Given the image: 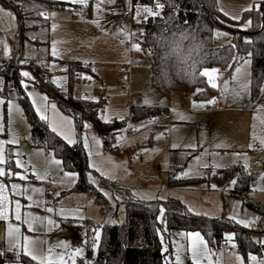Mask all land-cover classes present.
Returning <instances> with one entry per match:
<instances>
[{
	"label": "rangeland",
	"instance_id": "obj_1",
	"mask_svg": "<svg viewBox=\"0 0 264 264\" xmlns=\"http://www.w3.org/2000/svg\"><path fill=\"white\" fill-rule=\"evenodd\" d=\"M30 1L32 0H11V3H19L23 7H28ZM60 1L68 2V0ZM216 1L218 8L222 7L230 15L241 14V20L231 21L241 31H246L251 27V18L244 17L245 12L241 13V9L253 3V0ZM94 3L95 0H89L87 12L84 11L83 19L78 15L80 5L46 6L44 11L57 13L55 17L48 18L50 21L48 32L32 33L30 30L26 32L30 38L50 37L51 41L46 49L42 42L40 45L38 44V48H33L29 40L22 44L14 9L0 1V7L12 12L15 17L12 19L6 15H0V41H4L10 49L8 54H5L4 43H0V64L6 63L15 52L24 49L23 57L20 58V73L27 71L34 78L29 80L21 76L28 84V87L25 88L26 94L28 95V92L33 93V96H28L30 101L36 100V105H33L34 109L36 110L37 106L47 105L44 114L48 116L49 127L53 123L60 125L64 118H70L72 123L64 122L61 130L76 141L74 144H81L83 147V138L88 137L90 147L89 149L83 147L87 155L88 165L93 169L91 165L95 164L101 170L97 172L93 169L94 172L91 173V176L95 183L92 180L91 182L98 186L104 195L105 193L109 194L108 196L105 195L107 201L101 204L94 201L89 194L71 192L78 176L74 181L65 177L64 172L74 170L66 169L63 162L61 165L52 163L53 154L56 160H62L53 150L33 144L31 125L25 116L17 91L12 88L7 98L0 94V98L5 100V103L0 105V122L5 128L4 133H0V140L15 138L18 141L16 144L5 145V155L7 157L9 153H13L14 160L16 158L14 153H20L18 158L21 159L24 168L13 170L21 171L28 179L22 181L19 178H12L9 181V179L2 178L0 182L8 184L9 189L11 183L30 188H44L45 191L42 195L31 192L28 194L33 195L34 200L40 199L47 201L49 206H55L57 213L60 207L73 210L80 209L79 214L69 215L67 219H61L57 214H49L53 215V218L59 222V227L53 228L50 232L46 229H40L34 233H29L26 225L22 226L21 230L37 238L38 249L55 245L58 241H66L72 246L70 249L55 248L54 251L71 252L76 247H82L83 254L86 253L89 256L88 263L97 264L96 256L99 248L95 252L92 249L93 230L98 229L100 231V246L104 224L123 223L126 220L125 199L127 196L139 201L179 200L188 210L191 209V211L189 210L190 213L195 215L199 213V215L207 218L236 215L238 219H247L257 215L252 210L245 208L240 199L231 195L233 187L229 186V181L236 177L238 166L242 167L245 163L243 154L251 158L247 163L250 165L249 168L254 171L257 170V159L264 161V145L260 144L259 139L255 142L252 139L253 132L257 137H264V123L261 122L264 120V112H260L259 109V106L262 105L260 100H264V95L260 91L261 87H264V79L259 90L253 91L252 61L250 65L244 64V61L251 60V57L247 55L240 59L229 76L217 68L219 70L216 80L218 87L215 96L212 98H216V102L220 103L218 109L209 111L204 110L203 107H193V101L199 103L208 99L187 97V101H184L181 93H174L171 97L161 93L151 83L152 70L149 65L150 56L145 55L147 51L136 52L135 49L131 50L126 46L127 42L140 44L148 18L138 21L134 18V10H132L131 17L127 19L123 12L128 10L125 7L128 0H115L112 5H103L105 11H103L102 17L106 19L100 20L101 26L97 27L95 23H92L96 18ZM109 8L115 9V11H108ZM261 8L264 14V5H261ZM249 19L251 25L244 27V22ZM53 23L58 26L55 30L51 27ZM121 29H126L133 35L129 38ZM217 31L227 33L226 36L216 35L218 44L230 42L232 36L230 32L223 28H218ZM53 39L57 41L59 55L56 57L51 54ZM73 60L91 63L96 75L93 76L89 72H84L107 84L108 88L104 96L106 100L104 109L107 110L105 114L110 116L112 121L116 120L118 114L124 116L121 121L125 122V127L122 133L111 141L109 146H105L100 132L90 120L84 119L81 124H78L71 114L62 111L58 103L50 99L38 86L40 81L50 82L67 94L70 80L69 65ZM30 61L34 62L35 67L29 65ZM53 65L55 66L53 67ZM129 65L130 92L119 83L121 75ZM236 67H241L242 72L238 80H233ZM36 68H39L40 72H46V77L39 76ZM65 76L67 79L63 81L64 86L60 87V81ZM53 78L56 79L57 83L52 82ZM249 79L251 80L250 97L245 96L242 101L235 102L231 91L224 92L226 96L222 97V89H224L226 81L229 90H231L237 88L238 85H243ZM75 86L78 89L77 79H75ZM44 96L48 98L46 101L41 99ZM87 97L98 98L96 89H89ZM130 98H132V103H129ZM146 99L149 101L147 104L145 103ZM8 101H11V109H9ZM52 104L56 105L55 110L52 109ZM132 105L168 107V110L159 113L158 121L146 123L141 118L132 119ZM85 123L90 127H83ZM142 125L147 126L142 127ZM134 128L137 131L128 135V130ZM93 137H96L99 143L93 141ZM173 143L177 144L178 147L172 148ZM250 143H254L253 148L248 147ZM190 144H194L196 147H186ZM218 145L220 146L218 147ZM116 147L121 149L120 154L111 150V148L116 149ZM89 151L92 152L91 156L88 155ZM234 153H241L238 163H234L237 159L233 155ZM197 156L201 158L199 162L195 160ZM204 163H207L209 167H201ZM214 163L227 165V167H213ZM45 171L48 172L46 180L41 181L34 178V173L43 174ZM101 172L105 175L101 176ZM184 172H188V175L183 176L182 173ZM172 174L176 175L178 179L201 178L202 180L189 186H169L168 181ZM260 176L261 174L255 171L256 183L253 184L247 198L257 203H264V190H260L264 188V180H259ZM212 185L217 187L213 189ZM55 192H59L60 195L55 196ZM6 194L21 200V204L24 205L22 211L45 215L43 207L28 208L31 202L26 199V196ZM80 215L84 219H80ZM7 224L8 221L0 219V250L7 248ZM262 225L264 223L259 219L253 226L262 228ZM189 231L176 230L172 233L170 264H175L177 244L187 246L190 243L187 237L181 236L179 233ZM227 233L233 232L227 231ZM40 240L48 243L42 246L39 243ZM85 241L87 243H84ZM227 243L232 246L234 241ZM163 245L168 248V242L164 241ZM7 253L13 254L5 251L4 255L0 256V264H12L13 260L5 258ZM226 253L229 254L226 255ZM180 254L184 264H193L190 252L185 253L184 248L181 247ZM239 254L238 252L235 255L231 254L228 249L221 246L218 250L211 252L210 259L215 264L217 260L220 262L222 256L225 255L229 259V264H239L237 260ZM258 257L264 258V254ZM65 259L71 264L70 256L65 255ZM79 260L80 257L77 258L76 264L79 263ZM203 264H209L208 259H203ZM244 264H252V262L244 259Z\"/></svg>",
	"mask_w": 264,
	"mask_h": 264
},
{
	"label": "trees",
	"instance_id": "obj_2",
	"mask_svg": "<svg viewBox=\"0 0 264 264\" xmlns=\"http://www.w3.org/2000/svg\"><path fill=\"white\" fill-rule=\"evenodd\" d=\"M5 5H10L17 16L19 35L22 44L26 40L31 42L33 48L42 45L49 47L51 38L43 37L30 38L26 32L47 33L50 26L49 19L39 16V11H44L46 6H79L60 0H32L28 7L19 3H11V0H0ZM133 4L151 6L154 0H132ZM165 7L160 10L159 17H149L145 24L144 33L141 36L140 45L142 50L149 52L153 50V62L151 67V83L163 94L170 95L174 91H186L195 98L209 99L215 96L216 88L213 89L206 77L197 76L193 82L187 72L190 70L185 65L182 71L177 70V57L175 48L182 40V46L186 50L193 44L196 51L193 53L196 59V68L202 70L204 67L219 68L226 75H230L235 65L244 56L251 53L252 61V87L257 92L264 79V14L256 11L245 12L244 17L252 20V25L246 31H241L234 25L233 20L223 15L217 6L216 0H159ZM35 6V7H34ZM87 12V8L84 9ZM223 28L232 35L230 42L218 44L216 32ZM183 34V35H182ZM186 36V39L182 37ZM250 41V43H246ZM39 44V45H38ZM37 45V46H36ZM234 45L235 47H230ZM24 49L15 52L6 62L0 64V94L8 97L9 91L13 88L17 91L25 116L31 125V137L35 146L53 150L62 160L66 169L78 173V180L71 192H82L92 196L93 200L104 204L107 200L104 193L98 186L93 184L89 173L94 170L88 165L87 155L81 144H68L60 135L53 133L49 124L41 120L39 114L33 107L25 87L21 84L23 80L20 73V58L23 57ZM49 57V54H47ZM235 58V59H234ZM34 65L33 61L29 62ZM35 67V65L33 66ZM39 74V68L35 69ZM93 65L81 61H71L69 65V90L65 94L50 82H39L38 86L55 100L62 111L71 114L78 124L84 119L90 120L100 132L105 146L125 127V122L114 120L106 123L100 119L101 110L104 109L105 98L94 102L90 99H83L75 86V73L77 71L92 72ZM197 89H203L197 92ZM166 111L160 106H131L132 119L143 118L151 114H159ZM112 151L120 154V148H111ZM15 170V168H14ZM238 183L233 187L231 195L240 198L245 208L257 213L264 223V203H257L247 197L252 190L254 178L248 175L242 167L237 168L236 177ZM235 177V178H236ZM201 178L178 179L172 174L169 178V186H189L200 182ZM118 190H121L118 188ZM126 220L123 223L104 224L103 238L96 256L97 264H165L171 257V235L176 230H199L208 241L212 251L218 250L226 242V232L235 233V250L245 260H248L249 253L262 256V248L257 240L264 239V225L244 227L241 224L229 219V216L207 218L202 215H195L189 212L187 207L179 200L169 201H139L128 196L125 199ZM165 209L162 219L160 208ZM159 230V231H158ZM168 242L167 252L164 245ZM5 258L14 260V254L7 253ZM22 264H28L25 257L21 256Z\"/></svg>",
	"mask_w": 264,
	"mask_h": 264
},
{
	"label": "snow or ice",
	"instance_id": "obj_3",
	"mask_svg": "<svg viewBox=\"0 0 264 264\" xmlns=\"http://www.w3.org/2000/svg\"><path fill=\"white\" fill-rule=\"evenodd\" d=\"M70 4L74 5H80V12L78 15L81 17V19L84 18V9L88 7L89 0H68ZM115 3V0H95V3L93 5L95 12H96V18L92 21V23H95L97 27H100V19L102 18V13L105 11L103 5L108 4L112 5ZM261 5H264V0H253V3L247 5L246 7H243L241 9L242 12H250V11H256L257 13H260ZM35 7V6H34ZM125 7L132 11L134 10V18H136L138 21L147 19L149 17H159L161 15L160 10H162L165 5L163 3H160L159 0H154V3L151 6L147 5H142V4H136L133 5L132 0H128V3L125 5ZM108 11H115V9H107ZM224 16L230 17L234 21H239L242 19L241 14H234L230 15L229 12L224 11V9L221 7L219 9ZM39 16L44 17L45 19H48L50 17H55L57 13L51 12V13H46V11H39L37 13ZM0 15H6L8 17H11L12 19H15L14 15L10 11H6L3 7H0ZM251 25V20H247L244 22V27H249ZM52 29L55 30L58 26L53 23L52 24ZM264 27V26H262ZM122 32H125L127 37H131L133 33L130 31H126V29H121ZM217 36H226L227 33H222L217 31L215 33ZM183 35V34H182ZM0 43H4V41H0ZM246 43H250V41H246ZM230 47H235L234 45H230ZM132 48L135 49L136 51H142L141 45L139 43H133ZM4 51L5 54H8L10 49H8L7 44L4 43ZM51 54L52 56L56 57L59 55L58 50H57V41L53 39L52 44H51ZM249 57L251 56V53L248 54ZM235 59V58H234ZM85 65H87V61H84ZM245 65H250L251 60L247 59L244 61ZM55 65H53L54 67ZM64 71H67V69H64ZM242 72L241 67H236L235 68V75H233L232 79L233 80H238L240 77V74ZM219 70L217 68H208L204 67L202 70H198L195 65H193L190 70L186 73L187 76L195 82L197 76L199 75L200 77H206L207 78V83L213 88H217L218 84L216 82L217 76H218ZM78 77L84 78V79H91L90 76H87V74L84 73H78ZM250 75V74H249ZM21 76L28 78L29 80L34 79L31 77V74L27 71H24L21 73ZM67 77H63L60 81V87H63V81L66 80ZM53 83H57L56 79L53 78ZM21 84L27 88L28 84L25 80L21 81ZM228 82H225V87L222 89V94L224 92L231 91V95L233 97V100L235 102H240L243 100L245 96H249L251 94V80H247L243 85H238L237 88L229 90L228 88ZM197 92L203 91V89H197ZM261 94L264 95V87H261L260 89ZM28 96H33L32 92H28ZM83 99H92L94 102H98V98L94 97H82ZM42 101H46L48 98L47 96H44L41 98ZM5 100L0 98V105L4 104ZM9 105V109H11V101L7 102ZM33 105H36V100L33 99L32 101ZM145 103H149V101L146 99ZM216 103V98H211L208 99L207 101L204 102H195L193 101V107H204L205 104H215ZM52 109L55 110L56 105L52 104L51 105ZM47 109V105L44 104L43 107L37 106L36 107V112L40 115L41 120H48V116L45 115V111ZM260 112H264V105L259 106ZM175 111V109H173ZM107 112L106 109L101 110V115L100 119H102L106 123H111L112 119L110 116L106 115L105 113ZM259 114V113H258ZM116 119L123 120L124 116L123 115H117ZM66 122L68 124H71L72 121L70 118H64V120L61 122L60 125H57L55 123L50 124L51 131L53 133H56L57 135H60L63 137L64 140L67 141L68 144H74L76 141L72 139L69 135H66L64 131H62L63 123ZM155 120L150 121V123H154ZM264 123V120L261 121ZM147 125H142V127H146ZM83 127L88 128L90 125L85 123ZM5 128L2 122H0V133H4ZM159 138V137H157ZM93 141L96 143H99V141L96 139V137L92 138ZM253 142H255L257 139H259V142L261 145H264V137H257L255 132H253ZM18 141L15 140V138L10 139V140H0V178H6L9 179V181L12 178H19L22 181H27L28 177L24 175L21 171L16 170L14 171L13 169H22L24 168V165L18 157L20 156L19 152H15L14 156L16 157L13 160V153H9V155L6 157L5 155V145H11V144H16ZM83 147L85 149H89V139L87 136L83 138ZM220 145H218L219 147ZM172 148H177L178 145L173 143L171 145ZM186 147L189 148H195L196 145L190 144L187 145ZM249 148L254 147V143H250L248 145ZM88 155L91 156L92 152L89 151ZM237 159L234 161V163L239 162V157L241 156V153H234L233 154ZM244 155V160L245 163L242 165V167L245 169L248 175H251L250 171H247L250 167V165L247 163L248 160H250V157H247L246 154ZM200 157L197 156L195 157V160L197 162L200 161ZM52 163H55L57 165H61L62 161L56 160L55 156L53 154V159ZM91 167L95 169L97 172H100V168L92 164ZM203 168H208L209 165L207 163H204L201 165ZM213 167H227V165L223 164H213ZM65 177H68L72 179L73 181L75 178L78 176V174L74 171H67L63 173ZM105 175V173L101 172V176ZM183 176H187L188 172L182 173ZM48 177V172L45 171L43 174L39 173H34V178L37 180H46ZM89 178L92 180L93 183H95V180L92 178L91 173H89ZM259 180H264V174H261V176L258 178ZM239 176L236 178H233L232 180L229 181V186L230 187H235L236 184L238 183ZM54 182V181H53ZM256 182H254L255 184ZM213 189H215L217 186L212 185ZM264 190V188L260 189ZM45 189L44 188H30L27 186H23L21 184L17 183H11L10 184V189L9 185L3 182H0V219L8 221L7 224V235L6 239L8 241L7 248L5 250H0V256H3L5 251L7 252H12L14 254V260L12 264H22L21 261V256L25 257L28 261V264H69V261L65 259V255L70 256L71 264H76V260L79 257L83 256V248L82 247H76L74 251L71 252H55V248H64L66 250L70 249L72 246L68 244L66 241H58L55 245H50L41 248H37V238L28 235L25 232H23L22 226L26 225L27 226V231L29 233H34L36 231H39L40 229H46L47 231H51L53 228H58L59 227V222L53 218V215L49 214H57L61 217V219H67L69 215H77L80 213V209H65L63 207L59 208V212H56V207L55 206H49L47 201H43L40 199H35L33 198V195L28 194V193H40L41 195L44 193ZM6 193H12V194H17L20 196H26V199L30 201L31 203L28 205V208H31L33 206L35 207H43L45 210V215H36L32 213L31 211H22L24 209V205L21 204V200L18 198H15L14 196H11L6 194ZM55 196H59V192L54 193ZM106 196H108V193H105ZM110 198V197H109ZM143 198V197H142ZM118 199V197H117ZM191 211V209H189ZM165 209L163 207L160 208V217L158 219H162L164 215ZM199 215V213H197ZM80 219H84L82 215L79 217ZM229 219L235 221L238 224L243 225L244 227H250L255 225L260 219V217H251L247 219H238L236 215H232L229 217ZM159 231V230H158ZM94 233V239L92 243V249L95 252L99 248V243H100V231L98 229L93 230ZM179 235L187 237L190 241V243L187 246H181L177 244V252L175 255V264H184V261L181 257L180 254V249L181 247L184 248L185 253L190 252L191 253V259L193 261V264H203V259H208L209 264H213V262L210 259L211 256V250L208 247V241L204 239V237L201 235L199 231H189V232H182L179 233ZM235 237V233H227L226 234V242H233ZM163 236H161V243L163 244ZM39 243L43 246L47 244V241L40 240ZM84 243H87L85 241ZM256 243H258L262 248H264V240H257ZM233 247H236V245L233 243ZM164 251L167 252V246L164 247ZM235 255V254H234ZM237 260L239 261V264H244V257L238 256L237 255ZM248 260L252 262V264H264V258H259L256 255H253L249 253L248 255ZM84 264H88L87 261L84 262ZM165 264H170V262L166 259ZM215 264H220L219 260L215 262Z\"/></svg>",
	"mask_w": 264,
	"mask_h": 264
},
{
	"label": "built area",
	"instance_id": "obj_4",
	"mask_svg": "<svg viewBox=\"0 0 264 264\" xmlns=\"http://www.w3.org/2000/svg\"><path fill=\"white\" fill-rule=\"evenodd\" d=\"M46 13H48V12H46ZM124 15L131 16L132 12L130 10H125ZM132 25H134V24L132 23ZM127 45L131 50H133L132 42H128ZM153 53H154L153 50H150L149 52H147L145 54V55L150 56V60H149L150 67H152L154 65V62L152 59ZM78 73H84V74H87V73H85L84 71H77L75 73V79H77V81H78L79 96H81V97L88 96L89 95V89L95 88L97 91L98 98L99 99L104 98L106 90L108 88L107 84L103 83L102 80L95 78L90 74H87V76H90L91 79L80 78L77 75ZM39 76L46 77V72H40ZM119 83H120V85H122V87L124 89H126L128 92H130V65L125 69L124 73L121 75V77L119 79ZM182 94H183V97L185 98L188 93L186 91H182ZM224 96H225V94H222V97H224ZM129 103H132V98L129 99ZM260 103L262 105H264V100H260ZM217 107H218V103L216 102L215 104H205V106L203 108L206 110H213V109H216ZM142 120L146 123H148L152 120L158 121L159 120V114L147 115V116L143 117ZM136 131H137V129L134 128L132 130H128L127 134L132 135ZM257 165H258V168L255 171L259 172L260 174H264V161L259 159L257 161ZM247 171H250L251 175L254 178L255 171L253 169H250V168ZM223 246L230 251L235 250V247L229 246L228 243H224ZM87 259H88L87 255H83L82 261L80 264H84V262L87 261ZM88 264H92V263H88Z\"/></svg>",
	"mask_w": 264,
	"mask_h": 264
},
{
	"label": "clouds",
	"instance_id": "obj_5",
	"mask_svg": "<svg viewBox=\"0 0 264 264\" xmlns=\"http://www.w3.org/2000/svg\"><path fill=\"white\" fill-rule=\"evenodd\" d=\"M187 37L184 36L182 39H186ZM196 51V46L193 44L190 48L184 49L182 46V40L180 43L176 45L175 52H176V61H177V70L182 71L185 65H188L190 68L193 65H196L197 61L193 56V53Z\"/></svg>",
	"mask_w": 264,
	"mask_h": 264
},
{
	"label": "crops",
	"instance_id": "obj_6",
	"mask_svg": "<svg viewBox=\"0 0 264 264\" xmlns=\"http://www.w3.org/2000/svg\"><path fill=\"white\" fill-rule=\"evenodd\" d=\"M123 15H124V12H123ZM124 17H126L127 19L128 18H130L131 16H126V15H124ZM103 19H106V18H101L100 20H102L103 21ZM144 20V19H143ZM142 31V30H141ZM128 43V42H127ZM126 46L128 47V45L126 44ZM129 48V47H128ZM138 54V53H137ZM90 74H92L93 76H95L96 75V73L94 72V70H92V72H90ZM177 94V93H181L182 94V92H178V91H174V92H172L170 95H167V96H169V97H171L172 96V94ZM223 94H225V93H223ZM182 96H183V94H182ZM225 96H226V94H225ZM224 96V97H225ZM187 97H193V98H195L194 96H192V94H190V93H188L187 95H186V97L184 98L183 97V100L184 101H187L186 99H187ZM218 103V107H219V105H220V103L219 102H217ZM218 107L216 108V109H218ZM163 108H165L166 110H168V107H163ZM204 109V108H203ZM216 109H213V110H216ZM204 110H206V109H204ZM209 111H211V110H209ZM259 159H257V161H258ZM256 168H258V165H257V162H256ZM238 167H241V166H238ZM255 178V177H254ZM2 178H0V180H1ZM3 179H5V178H3ZM256 181V179H254V182ZM235 197V196H234ZM237 198V197H236ZM238 199H240V198H238ZM241 200V199H240ZM242 201V200H241ZM242 204H243V202H242ZM245 207V206H244ZM254 212V211H253ZM254 216H258V215H254ZM210 249V248H209ZM211 250V249H210ZM211 252H212V250H211ZM228 252H230L231 254H236V250H234V251H230V250H228ZM239 253V252H238ZM229 253H226V255H228ZM83 255H87V257H88V259H87V262H89V256H88V254H86V253H84ZM239 256H242V255H240L239 254ZM243 257V256H242ZM228 260L229 259H227V257H225V255H223L222 256V258L220 259V264H229V262H228ZM81 261H82V257H80V260H79V263H81ZM78 263V264H79Z\"/></svg>",
	"mask_w": 264,
	"mask_h": 264
}]
</instances>
